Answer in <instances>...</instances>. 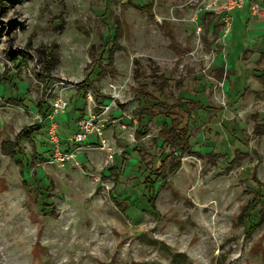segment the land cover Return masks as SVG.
I'll return each mask as SVG.
<instances>
[{"label": "rangeland", "instance_id": "374dc122", "mask_svg": "<svg viewBox=\"0 0 264 264\" xmlns=\"http://www.w3.org/2000/svg\"><path fill=\"white\" fill-rule=\"evenodd\" d=\"M203 1L0 0V264H264V15L226 35ZM55 91L59 134L114 101L110 150L47 164ZM143 95L183 99L188 154L162 140L188 113L136 140Z\"/></svg>", "mask_w": 264, "mask_h": 264}, {"label": "built area", "instance_id": "2783aa9c", "mask_svg": "<svg viewBox=\"0 0 264 264\" xmlns=\"http://www.w3.org/2000/svg\"><path fill=\"white\" fill-rule=\"evenodd\" d=\"M203 10L220 17L224 24V33L227 35L232 27V12L234 10L247 9L255 15H264L260 5L253 0H204ZM62 85V84H60ZM53 94V93H52ZM87 102L91 107L96 108L93 99L88 95ZM115 106L114 101L104 106H100V111L94 113L90 109L87 116L76 122L73 133L64 135L58 133V118L66 112L69 101L60 93L54 92V97L49 103V112L46 115L45 123L46 136L50 145V157L47 164L50 167L63 168L67 163L74 161L82 149V145H88L90 139H94L102 151L110 150L109 141L105 136L108 126L113 127L115 121L109 118V112ZM110 127V128H111ZM121 130H125V125H120Z\"/></svg>", "mask_w": 264, "mask_h": 264}, {"label": "trees", "instance_id": "16d2710c", "mask_svg": "<svg viewBox=\"0 0 264 264\" xmlns=\"http://www.w3.org/2000/svg\"><path fill=\"white\" fill-rule=\"evenodd\" d=\"M116 31L114 34V37L112 38L113 43H115L122 35H123V30H122V26L118 25V23L116 22ZM169 39L172 41L174 38L173 36L169 33L168 34ZM100 74V73H99ZM86 82V80H85ZM84 87H88L87 84H83ZM145 98H148L149 100H153L156 103L153 104L150 108H142L143 110L139 113L138 115V123L141 126V129H139L137 131V133L135 134L136 136V140L140 141L144 134H145V130H146V125L144 124V119L148 118H161V116L165 117V120H167L169 122V125L171 124L170 122H175V119L177 118L176 115L179 114V111L181 113H188V116H184V118H181L180 121L173 126H171V129H169V134L166 135V137L163 140V142L165 143L166 147L168 148L170 154L176 153L177 155H186L190 152V150H188V146H187V141L189 139V122L191 120L192 114L189 113L187 110H184L182 108V100L180 99L178 100L179 103L174 102V103H166V102H162V101H157L156 99H154L152 96L149 95H143ZM201 106V105H199ZM160 107L161 110H163V112L165 114H161L159 113V111H157V108ZM49 112V106L47 109H44V111H42L41 113V119H42V127L45 126V129L47 127V123H45V118L47 113ZM184 121H183V120ZM44 123V124H43ZM73 131V130H72ZM47 137V136H46ZM162 137V136H161ZM163 138V137H162ZM3 151L5 152L6 150V145L3 144ZM14 149H15V145L14 144H10L8 147V150L4 153L6 155L11 156L14 153ZM160 170H164L165 165H164V161H162L160 163ZM179 168V162L175 163L173 166V170H177ZM161 172V171H160ZM158 176V175H157ZM162 176H159L158 178H160ZM261 192H258V196L261 200H262V194H260ZM150 203V207L151 209H154V203H153V198H150L149 200ZM264 203V202H263ZM249 207V208H248ZM244 212V214L240 217V221H244L247 220L250 217V214L255 210V207H250L248 206ZM261 213V211H260ZM259 213V214H260ZM256 224H252L249 229L248 232L253 231V229L255 228Z\"/></svg>", "mask_w": 264, "mask_h": 264}, {"label": "crops", "instance_id": "0c3cea01", "mask_svg": "<svg viewBox=\"0 0 264 264\" xmlns=\"http://www.w3.org/2000/svg\"><path fill=\"white\" fill-rule=\"evenodd\" d=\"M233 12H236V16H240L242 20H243L244 18H246V12H247L246 9H242V10H234ZM233 12H232V13H233ZM64 126H66V125H64ZM70 127L72 128L73 131L75 130L74 125H70ZM72 130L69 131V132H67V131L65 130V131H64V135H67V134L72 133V132H73ZM88 143H95V141H94V139L92 138V139L89 140Z\"/></svg>", "mask_w": 264, "mask_h": 264}]
</instances>
